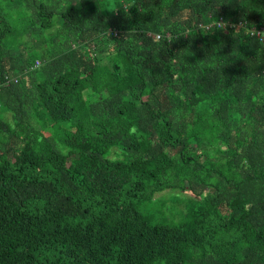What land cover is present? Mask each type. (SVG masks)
Listing matches in <instances>:
<instances>
[{
    "label": "trees",
    "instance_id": "16d2710c",
    "mask_svg": "<svg viewBox=\"0 0 264 264\" xmlns=\"http://www.w3.org/2000/svg\"><path fill=\"white\" fill-rule=\"evenodd\" d=\"M239 21L264 0H0V264H264Z\"/></svg>",
    "mask_w": 264,
    "mask_h": 264
},
{
    "label": "built area",
    "instance_id": "2783aa9c",
    "mask_svg": "<svg viewBox=\"0 0 264 264\" xmlns=\"http://www.w3.org/2000/svg\"><path fill=\"white\" fill-rule=\"evenodd\" d=\"M218 23L220 24L221 22L219 21ZM237 26L246 28V30L250 33V35L255 36L259 41L264 42V24H262L258 27H256V26L245 27L244 22L239 21L237 23Z\"/></svg>",
    "mask_w": 264,
    "mask_h": 264
},
{
    "label": "rangeland",
    "instance_id": "374dc122",
    "mask_svg": "<svg viewBox=\"0 0 264 264\" xmlns=\"http://www.w3.org/2000/svg\"><path fill=\"white\" fill-rule=\"evenodd\" d=\"M6 117L8 118V119H10V114L9 113H7L6 114ZM84 135V133H83V131L81 130V129H78V130H75L72 134H71V136H70V138H69V142L71 143V144H75L82 136ZM171 191H163V192H161V193H158L157 195L158 196H162V197H167V195L170 193ZM186 195H188V194H190V192L189 191H185L184 192ZM167 203H169V202H167Z\"/></svg>",
    "mask_w": 264,
    "mask_h": 264
}]
</instances>
